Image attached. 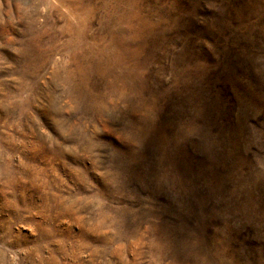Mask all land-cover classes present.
<instances>
[{
    "label": "rangeland",
    "instance_id": "obj_1",
    "mask_svg": "<svg viewBox=\"0 0 264 264\" xmlns=\"http://www.w3.org/2000/svg\"><path fill=\"white\" fill-rule=\"evenodd\" d=\"M0 264H264V0H0Z\"/></svg>",
    "mask_w": 264,
    "mask_h": 264
},
{
    "label": "bare ground",
    "instance_id": "obj_2",
    "mask_svg": "<svg viewBox=\"0 0 264 264\" xmlns=\"http://www.w3.org/2000/svg\"><path fill=\"white\" fill-rule=\"evenodd\" d=\"M15 145V144H14ZM2 153V152H1Z\"/></svg>",
    "mask_w": 264,
    "mask_h": 264
}]
</instances>
